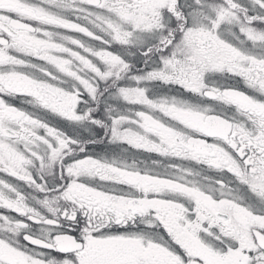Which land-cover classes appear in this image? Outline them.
I'll use <instances>...</instances> for the list:
<instances>
[{
	"label": "snow or ice",
	"instance_id": "6c2138e0",
	"mask_svg": "<svg viewBox=\"0 0 264 264\" xmlns=\"http://www.w3.org/2000/svg\"><path fill=\"white\" fill-rule=\"evenodd\" d=\"M0 264H264V0H0Z\"/></svg>",
	"mask_w": 264,
	"mask_h": 264
}]
</instances>
